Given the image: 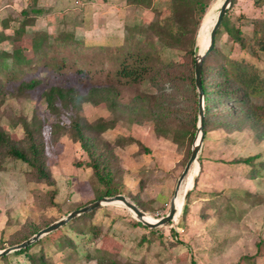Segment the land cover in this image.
Returning <instances> with one entry per match:
<instances>
[{
  "label": "rangeland",
  "instance_id": "1",
  "mask_svg": "<svg viewBox=\"0 0 264 264\" xmlns=\"http://www.w3.org/2000/svg\"><path fill=\"white\" fill-rule=\"evenodd\" d=\"M223 1L214 0L211 7L220 10ZM256 1L258 0H237L232 8H229L232 20L236 26L241 27L248 39L249 48L243 49L239 44L233 43L226 33L221 35L217 44L223 50L222 58L225 59L233 76L252 86L249 88L252 104L263 109L264 95L258 93V83L254 77L257 69L264 74V52H258L256 44L253 43L252 20L264 18V0H261L259 6L255 4ZM39 2L46 9V16L40 17L37 26L29 28L17 45L28 48V54H32L30 45L36 29L49 30L54 36L58 31L64 30L65 39L69 34L74 33L75 38L80 40V45L63 47L51 53L52 56H48L46 61H37L40 63L33 69L19 74L14 82L13 79L7 78L9 74L3 73L5 93L4 95L0 93V125L20 137L24 132L19 123L21 116L29 120L35 118L42 124L47 162L56 185L49 186L39 181L28 164L20 160L10 156L0 159V250L2 246L9 247L11 242L18 238L20 230L30 221L40 225L56 221L66 215L69 209L85 204L95 197L90 183L91 171L76 165V162L84 156L79 142H76L70 133L60 138L54 137L58 134L53 127L55 118L48 110L44 99V90L51 85L67 83L75 87L80 95H86L93 86L113 85L118 88L125 111L117 115L114 127L104 132L102 138L112 144L117 168L121 170L123 191L121 194H125L136 204L141 203L140 208L151 216L159 218L169 212L171 199L187 155L186 146L177 145L169 139L158 136L152 121H147L144 125L136 124L135 116L125 108L136 97L151 96L150 103L156 104L166 96L163 99L158 98V91L149 81L132 83L123 79L117 84L113 77L118 56L123 48L127 50L128 46L124 44L126 40L123 36L130 32L136 34L135 39L140 36L142 32H136L135 28L138 26L147 28L146 26L150 24L147 18L150 16L149 12L134 7H125L122 10L124 2L120 0H108V2L106 0H39ZM162 3L166 4H163L164 15H170V3L166 1ZM26 4L27 0H0V10L4 15L8 14L11 18H15ZM240 16H243L242 22L239 20ZM214 23L215 19L211 18L201 39V46L209 41ZM147 32L144 31L141 36H146L148 40L153 39ZM199 32L200 29L196 38L197 50L200 46ZM7 33L12 35L13 29H8ZM112 34H117L119 41H115L113 46L106 50L99 43L105 40L106 35ZM193 36L192 30L189 43ZM146 45L142 43V46ZM156 45L161 50L155 51L151 48L154 68L162 64L184 61L181 52L163 50V45L160 43ZM13 46H16L13 41L5 44L6 49H12ZM147 49L148 46L144 50ZM132 50L143 52L135 41ZM56 63L63 64V70H58ZM79 68L84 70L82 74L77 72ZM38 78L43 82L34 89H21L22 82ZM167 93L169 98L166 104L180 108L177 102L182 96L170 90ZM182 93L187 94L186 91ZM77 111L90 122L98 118L114 120L115 117L105 104L96 106L82 102L78 105ZM62 120L68 121L66 114H62ZM225 123L227 126L211 125L207 139H204L203 147L205 146L206 149L203 156L208 159V174L201 179L200 192L208 191V198L213 191L231 193L233 189L263 195L262 128L253 127L250 123L242 125L235 120ZM127 137L141 140L151 149V153L140 151V147L135 142L127 143ZM249 156H257V162H260L256 167L257 175L253 178L249 177L252 166L230 164L233 159ZM198 171L199 164L196 163L185 178L178 197L179 208L182 207L185 191L193 186ZM55 188L58 189V194L54 201L59 203L61 208L51 206L50 203V193ZM243 195L244 193L240 194L234 200L237 212L242 213V217H235L233 220L221 219L215 215L203 219L199 209L202 197L199 194L194 195L191 213L186 221L187 229H181L178 234L173 231V228H177L181 222L182 212L176 223L159 227V234L152 237L151 242L143 245L140 243L141 236L149 231L130 223V220L136 218L125 206L113 204L101 207L95 218L103 220V228L108 232L101 237L105 249L109 253L117 254L116 257L123 264H264V243L261 252L254 257L258 250L257 242L261 238L264 239V203H262L264 201L257 195L246 198L242 197ZM58 238L59 232L52 236H44V247L49 251ZM38 249L39 245L33 248L36 251Z\"/></svg>",
  "mask_w": 264,
  "mask_h": 264
},
{
  "label": "trees",
  "instance_id": "2",
  "mask_svg": "<svg viewBox=\"0 0 264 264\" xmlns=\"http://www.w3.org/2000/svg\"><path fill=\"white\" fill-rule=\"evenodd\" d=\"M105 1V0H104ZM108 2V0H106ZM124 6L141 8L147 10L150 14L148 18L149 25L138 26L136 32H142L137 36L134 32L127 33L123 36L128 44L127 50L119 54L117 60V68L114 73L116 83H121L123 79L128 82L138 83L149 81L151 86L155 88L159 96L165 98L159 100L156 104H151V96L136 97L130 105H124L126 110L135 116L134 122L138 125H144L147 121H152L155 127L156 134L171 140L177 145L187 147V155L183 162V170L192 153V143L197 131L198 114H199V95L196 88L195 78V48L197 33L202 25L199 33L198 43L205 30L207 29L210 19L216 20L218 8H212L211 4L214 0H122ZM166 1L171 5V14L164 15L162 3ZM237 0H233L232 6ZM262 2L258 0L256 5ZM160 4V6H157ZM166 5V4H164ZM231 6V8H232ZM46 16V9L41 6L39 0H27L26 6L20 11L19 15L11 18L8 14L4 15L0 10V93L4 95V83L2 80L3 73L9 74V80L17 78L21 73L28 69H33L40 62L46 61L51 53L59 51L63 47L79 46L80 40L75 38L74 33L69 34L65 39L64 30L57 32L54 36L53 32L46 29H36L30 48L32 54H28V48L17 45L22 40L29 28L37 26L40 17ZM84 20V19H83ZM240 22L243 21V16L239 17ZM254 23L253 43L258 49V52H264V18H255ZM14 23V25H12ZM13 29V34L7 33L8 29ZM193 30L194 36L191 43L188 42L190 34ZM144 31H150L148 40L143 35ZM223 33L228 34L233 43H237L243 49H248V39L246 38L241 27L236 26L230 16V9L225 14L222 25L217 32L215 46L212 51L206 56L203 64V88L206 94V115H205V139L209 133L210 127L227 126L225 121H237L242 125L250 123L253 127H261L264 133V107L258 108L252 104L250 87L246 85L238 77L233 76L230 72L220 45L217 44ZM139 34V33H138ZM121 38V37H120ZM86 39V38H85ZM8 41H13L16 46L12 49H6L5 44ZM115 41H119L117 34L106 35L105 40L99 45L104 48H110ZM136 42L142 49V53L132 50L133 42ZM142 43L147 44V51L142 46ZM163 45V50L179 51L184 56L182 63L172 62L171 64H162L160 67L154 68L151 59L152 49H159L156 44ZM91 45V44H90ZM162 50V51H163ZM254 51V50H253ZM106 56L107 53H106ZM62 60V59H61ZM40 61V62H37ZM65 61V60H64ZM64 63V62H63ZM57 64V69H62L63 64ZM55 64V66H56ZM257 69V68H256ZM63 70V69H62ZM61 70V71H62ZM83 69H77V72L82 74ZM254 80L257 84V91L264 95V74L257 69ZM43 80L41 78L31 79L28 82H22L21 89H34ZM167 84H170L168 86ZM256 89V88H255ZM172 91L174 94H180L181 100L178 99L177 106L174 108L170 104H166L169 98L167 91ZM186 91L187 94L182 93ZM155 97V96H154ZM171 98V96H170ZM44 99L48 110L55 118L53 123L54 129L58 132L55 138H60L66 134H72L76 142H79L84 153L83 158L76 162V165L89 169L91 171L90 183L92 184L95 197L94 199L69 209L66 214L83 207L104 196H114L123 193L121 189V170L117 168L116 156L114 155L112 144L102 138L104 132L114 127L117 122V115L123 113L124 107L120 100V92L116 86L99 87L93 86L89 89L86 95H80L72 85L55 84L44 90ZM92 103L96 106L105 104L114 114V120L106 118H98L94 122L88 121L78 110L80 103ZM264 104V103H263ZM62 114H66L68 121L62 120ZM19 123L23 127V135L20 137L10 133L4 126L0 125V159L5 156H10L15 160H20L32 169L37 179L46 183L49 186H55L56 180L47 162V148L44 140L43 126L35 118L32 120L21 116ZM231 124V123H230ZM15 125V124H14ZM56 134V133H55ZM126 142L133 144L134 142L140 147V151L151 153L141 140H136L133 137H127ZM201 154V173L205 172L208 167V159ZM224 162V161H220ZM230 164L252 166L249 177L253 178L257 175V156L241 157L230 161ZM264 163V162H262ZM1 167V165H0ZM1 169V168H0ZM182 170V172H183ZM181 172V174H182ZM180 174V175H181ZM180 177V176H179ZM189 193L188 201L185 205L181 222L177 228H173L175 234H178L181 229H187L186 221L191 213V202L197 187ZM242 197L257 195L264 201V194L259 195L249 191L241 192L240 189H233L231 193L226 191H213L208 198V216L215 215L221 219L233 220L235 217H242V213L237 212L235 198L240 194ZM51 206L61 208V205L54 201L58 194V189L51 191ZM264 203V202H262ZM140 207L141 203H137ZM100 208L74 218L66 225L58 230L48 234L52 236L59 232V238L54 243V247L49 251L44 247V237L39 239L34 244L5 255L0 258L1 264H123L118 259L117 254L109 253L104 246L102 236L108 234L103 228V220L96 219ZM54 221H49L44 225L30 221L24 226L18 238L11 242L10 246L21 243L35 233L50 225ZM135 226L146 228L149 232L141 236L140 243L143 245L146 242H151L155 235L159 234L160 229H151L136 219L130 220ZM109 231V230H108ZM151 234V235H150ZM151 236V237H150ZM46 237V236H45ZM153 237V238H152ZM183 243V242H181ZM264 239L261 238L256 246L258 248L257 256L261 252ZM39 245V249L33 250ZM6 247L2 246L1 249ZM25 258V259H24ZM17 260L14 262V260ZM24 259V260H23ZM94 262V263H92Z\"/></svg>",
  "mask_w": 264,
  "mask_h": 264
},
{
  "label": "water",
  "instance_id": "3",
  "mask_svg": "<svg viewBox=\"0 0 264 264\" xmlns=\"http://www.w3.org/2000/svg\"><path fill=\"white\" fill-rule=\"evenodd\" d=\"M232 3H233V0H224L223 1L222 5L220 7L219 13H218V17L216 19V22L214 23L212 30H211V33H210V44H209V46L204 51H201L200 49L197 50V47H196V51H195V78H196V88H197V92L199 95V114H198L197 132L195 134V138H194V141L192 144L191 156H190L182 174L180 175V177L177 181L175 193L171 199L169 212L162 217L155 218V217L151 216L150 214H148L146 211H144L142 208H140V206L138 204H136L132 199H130L125 194H117L114 196H104V197L97 199V200H95V201H93V202H91V203H89L83 207H80L76 210L69 212L68 214L64 215L60 219H58V220L54 221L53 223H51L50 225L44 227L43 229H41L40 231L35 233L33 236H31L27 240H25L21 243L6 247L4 249H1L0 250V258L5 256V255H8V254L14 253L16 251L22 250L24 248H27L28 246L34 244L35 242H37L39 239L43 238L44 236L58 230L59 228H61L64 225H66L67 223H69L74 218H77V217H80L81 215L89 213V212L95 210L96 208H100V207H104V206H108V205L121 204V205L125 206L131 213H133L134 217L139 222H141L142 224H144L145 226H147L151 229L159 228V227L165 226L167 224L177 222L178 216H180L182 214V212L184 211L189 193L191 192V190L196 185L198 175H199V172L201 170L200 153L202 151V148L204 145V139H205L204 122H205V115H206V94H205V91L203 88V81H202V78H203L202 72H203L204 60H205L206 56L212 51V49L215 46V40H216L217 32L222 25L225 14L228 12L229 8L232 6ZM202 26H203V22H202V25L200 27V30H201ZM196 163L199 164V171L194 177L193 186L185 191L182 208H181V211H179L177 199H178V196L180 194L182 184H183L185 178L188 176V173L191 171V169L193 168V166ZM148 216H151L153 218V220L152 221L149 220Z\"/></svg>",
  "mask_w": 264,
  "mask_h": 264
},
{
  "label": "crops",
  "instance_id": "4",
  "mask_svg": "<svg viewBox=\"0 0 264 264\" xmlns=\"http://www.w3.org/2000/svg\"><path fill=\"white\" fill-rule=\"evenodd\" d=\"M120 1H122V0H120ZM122 5H123L122 8H121L122 10L125 9V7H127V6H124V3ZM200 173H201V170H200L199 175H198V179L200 177V181H199V184H198V187H197V191H196V193H194V195H198L199 194L200 197H202V200L200 202L201 205H200V208H199L200 209V215L202 216L203 219L204 218L207 219L208 218V191H202L201 190V192H200V188H199L200 186L199 185H200V182H201V179L203 178V176L208 174V167L206 168L205 172L201 176H200ZM198 179H197V181H198Z\"/></svg>",
  "mask_w": 264,
  "mask_h": 264
},
{
  "label": "bare ground",
  "instance_id": "5",
  "mask_svg": "<svg viewBox=\"0 0 264 264\" xmlns=\"http://www.w3.org/2000/svg\"><path fill=\"white\" fill-rule=\"evenodd\" d=\"M217 17H218V14H217ZM217 17H216V19H217ZM215 22H216V20H215ZM209 44H210V39H209V41H207L205 44H204V46H199V49L201 50V51H204L208 46H209ZM179 197V196H178ZM177 202H178V199H177ZM178 208H179V205H178ZM182 207H180L179 208V211H180V209H181ZM179 217V216H178ZM148 219L149 220H153V218L151 217V216H148ZM178 219V218H177Z\"/></svg>",
  "mask_w": 264,
  "mask_h": 264
}]
</instances>
